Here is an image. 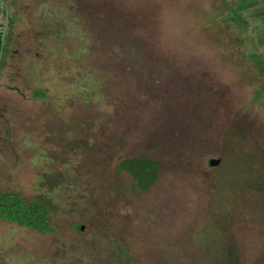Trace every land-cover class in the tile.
<instances>
[{
  "label": "rangeland",
  "instance_id": "obj_1",
  "mask_svg": "<svg viewBox=\"0 0 264 264\" xmlns=\"http://www.w3.org/2000/svg\"><path fill=\"white\" fill-rule=\"evenodd\" d=\"M252 1L0 0V189L49 200L55 226L0 221V264H264ZM139 155L159 162L143 193L117 170Z\"/></svg>",
  "mask_w": 264,
  "mask_h": 264
},
{
  "label": "trees",
  "instance_id": "obj_2",
  "mask_svg": "<svg viewBox=\"0 0 264 264\" xmlns=\"http://www.w3.org/2000/svg\"><path fill=\"white\" fill-rule=\"evenodd\" d=\"M252 2L244 3V7H247ZM33 97L43 100L45 95L42 92H34ZM117 170L129 173L135 183V189L143 193L157 179L159 162L150 159L146 155H139L123 159ZM52 217L53 208L49 200L43 197L27 199L20 193L0 190V221L15 224L21 228H27L37 234L44 235L52 234L55 231ZM78 226L76 225V227Z\"/></svg>",
  "mask_w": 264,
  "mask_h": 264
},
{
  "label": "flooded vegetation",
  "instance_id": "obj_3",
  "mask_svg": "<svg viewBox=\"0 0 264 264\" xmlns=\"http://www.w3.org/2000/svg\"><path fill=\"white\" fill-rule=\"evenodd\" d=\"M256 6H254V8H255ZM252 8V7H251ZM3 47H5V45L3 46ZM7 48H8V46H7ZM14 53L13 51H9V49H8V52H7V54H6V59L8 58V57H10V56H12V54L11 53ZM2 57V56H1ZM5 124H8V121H7V119L6 118H4V116L3 115H1L0 114V157L1 156H3V155H5V144H7V142H8V137H9V131L8 130H3V127L5 126ZM2 128V129H1ZM7 153V152H6ZM1 190V189H0ZM1 191H3V190H1ZM3 192H9V191H3ZM39 198V197H38ZM40 198H42V197H40Z\"/></svg>",
  "mask_w": 264,
  "mask_h": 264
},
{
  "label": "water",
  "instance_id": "obj_4",
  "mask_svg": "<svg viewBox=\"0 0 264 264\" xmlns=\"http://www.w3.org/2000/svg\"><path fill=\"white\" fill-rule=\"evenodd\" d=\"M5 20H4V24L2 27V31H1V40H0V60H1V56H2V52H3V46H4V41H5V35L7 32V28H8V12L6 11V15H5ZM220 162V159H210L208 164L209 166H217Z\"/></svg>",
  "mask_w": 264,
  "mask_h": 264
}]
</instances>
